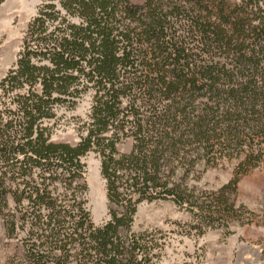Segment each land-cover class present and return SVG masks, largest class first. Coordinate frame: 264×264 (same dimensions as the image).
I'll use <instances>...</instances> for the list:
<instances>
[{
    "label": "trees",
    "instance_id": "1",
    "mask_svg": "<svg viewBox=\"0 0 264 264\" xmlns=\"http://www.w3.org/2000/svg\"><path fill=\"white\" fill-rule=\"evenodd\" d=\"M0 90V207L12 204L11 234L27 232L26 264H155L157 236L132 230L142 201L212 218L264 166V0H43ZM87 95L80 140L53 141L59 110ZM90 152L102 225L87 206ZM226 160L233 179L200 201L191 175Z\"/></svg>",
    "mask_w": 264,
    "mask_h": 264
},
{
    "label": "rangeland",
    "instance_id": "2",
    "mask_svg": "<svg viewBox=\"0 0 264 264\" xmlns=\"http://www.w3.org/2000/svg\"><path fill=\"white\" fill-rule=\"evenodd\" d=\"M42 1L4 0L0 5V81L15 64L27 26ZM90 106L91 97L87 95L75 109L61 108L52 140L76 144L80 140V121L87 118ZM132 144L131 139L124 140L118 144V149L129 152ZM83 161L86 163L87 206L93 222L102 225L109 214L100 157L90 152ZM235 167L233 160L210 165L205 170L202 168L200 175H191L189 184L195 188L200 201L213 197L233 179ZM227 203L233 205L230 212L214 214L211 218L208 212L191 211L171 199L142 201L132 230L157 236L160 249H156L159 257L153 259L155 264H264V166L242 175ZM8 210H13L12 204L7 210L0 207V264H26L24 239L27 232L17 229L10 233L3 216ZM205 215L206 222L200 219Z\"/></svg>",
    "mask_w": 264,
    "mask_h": 264
}]
</instances>
